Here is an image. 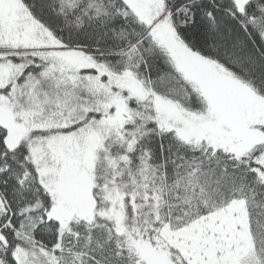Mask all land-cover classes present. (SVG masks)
Segmentation results:
<instances>
[{"label": "snow or ice", "instance_id": "obj_1", "mask_svg": "<svg viewBox=\"0 0 264 264\" xmlns=\"http://www.w3.org/2000/svg\"><path fill=\"white\" fill-rule=\"evenodd\" d=\"M0 264H264V0H0Z\"/></svg>", "mask_w": 264, "mask_h": 264}]
</instances>
